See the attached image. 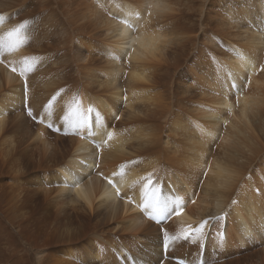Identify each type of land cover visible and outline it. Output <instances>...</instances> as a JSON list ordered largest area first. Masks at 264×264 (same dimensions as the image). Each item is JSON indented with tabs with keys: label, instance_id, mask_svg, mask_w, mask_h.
<instances>
[{
	"label": "bare ground",
	"instance_id": "bare-ground-1",
	"mask_svg": "<svg viewBox=\"0 0 264 264\" xmlns=\"http://www.w3.org/2000/svg\"><path fill=\"white\" fill-rule=\"evenodd\" d=\"M69 1L57 0V7L66 4L69 11ZM83 1L87 11L103 12L92 7L97 0ZM99 2L109 8L103 26L108 33L100 36L107 40L105 59L111 64L106 67L105 84L118 88L122 58L131 65L126 110L137 116L131 125L117 108L116 90L113 93L109 87L93 93L88 80L78 77L79 70L71 74V68L70 72L64 68L68 58L60 63L63 75L58 64L48 65L45 45L38 41L29 16L39 19L44 12L46 17L52 0H0V34L23 25L25 37V43L16 52L5 53V63H0V264H178L174 257L183 264H264V146L253 125L264 105V80L255 77L258 67L264 68L260 47L264 0H255L241 18L228 11V23L247 25L246 37L208 55L195 95L173 112L150 76L153 64L164 54L163 33L148 30L155 16L174 11L172 4L168 0ZM68 39L69 59L75 65L82 61L87 70L86 61L92 59L83 48L91 43L79 40V49L72 50L73 40ZM25 57L37 60L28 73L27 89L24 78L8 64L15 62L19 69ZM245 75L255 81L249 91L241 88ZM34 78H41L35 88ZM53 96L56 100L46 107ZM73 102L95 111L90 127L77 129L64 123L63 115ZM154 106L161 109L159 115ZM27 108L36 121L27 115ZM148 112L154 114V121L148 120ZM23 129L29 130L27 136H21ZM101 129L111 131L113 138L99 149L96 168L94 153L101 143ZM121 164L126 167L117 184L134 203L116 195L99 175L110 176ZM149 174L165 199L181 200L182 216L156 223L147 210H141V181ZM207 219L210 225L202 238L197 235L170 244L168 258H163L162 230L176 235ZM252 237H258L255 243Z\"/></svg>",
	"mask_w": 264,
	"mask_h": 264
},
{
	"label": "rangeland",
	"instance_id": "rangeland-1",
	"mask_svg": "<svg viewBox=\"0 0 264 264\" xmlns=\"http://www.w3.org/2000/svg\"><path fill=\"white\" fill-rule=\"evenodd\" d=\"M89 1L91 2L93 1L92 3L94 2L96 3V0H86L87 4L90 3ZM97 1L99 2V0ZM168 1L174 7V11L161 14V16L159 15L160 17L157 15L155 16L154 19L150 20L148 23L149 31L153 29H159L163 33L162 40L165 43V48L163 50L164 53L163 55H165V57L162 55L161 56L162 58L160 57V60H158V64H153L154 67L151 69L150 76L151 79L153 80L152 81L153 84L152 83L151 84L162 92L164 100L169 103V108L173 112L174 110L176 111L187 105L188 101L190 100V97L195 95L198 89L200 76L205 70V67L209 60L208 55L210 56V53L215 54L217 51L223 52L221 48L223 47L226 48L229 42L231 41L241 42L246 37L248 33L247 25L241 24V22L228 23V17H227L228 11H232L234 14H239L238 17L241 18V12L244 11L245 9H249V6L252 3H254L255 0H168ZM56 2L57 0H52L51 10L49 14L46 15V17L44 12L39 14L40 16L39 19L29 16L30 19L35 22L34 23L36 26L35 34L37 33L39 36L38 41L40 42L41 45L42 44L43 46L45 45L44 46L45 51L48 56L46 58L49 59L48 65L50 67H55V68L59 65V67H57V69L61 68V70H59L60 71L59 75H63L61 72L62 71L65 72V70H63L64 68L66 70L67 69L70 70L71 68V72H72L71 74H74L75 70H79L80 72L79 71L76 72L77 74H79L78 77L81 76L82 79L84 78L85 80L83 81L88 80L87 84L92 89L93 93L95 92V94L96 91L98 94L99 92L101 93L105 90H108L109 87L111 88L110 91L112 90V92L113 90L114 92L116 90L117 92L115 93L117 95H120L118 96L119 100L116 101L117 108L122 112H124V114H126L125 118L129 119V122L126 125H131V123L137 120L136 115H129L126 110V99L128 98V93L131 89L130 83L128 81L129 78L127 75V71L131 69V65L127 63L124 58H122L121 60L123 61H120V63L124 67L120 74V78H118V81L115 82V86H117L118 88L112 89L111 86H107L105 84L106 67H109L111 64L110 62L107 63L109 59L108 60L105 59L107 56L104 47L107 40H104V37L101 38L100 36L102 32L103 34L108 33L107 31L104 32L105 27H103L104 20L107 19V16H109V8L107 7V4L104 3L103 7L99 6L102 5L100 2L99 4L97 2L95 6L92 5V7L97 8L99 12H101L100 10L103 11L102 13L99 14L101 17H98L99 16L98 13H96L95 15V12L93 13V11L91 10L87 11V8L82 5L84 2L83 0L82 1L76 0V2L70 0L69 11L67 6H65L66 4H64V6H61L62 8L61 10V8L59 9L57 7ZM78 2H79V6H78ZM82 7L83 8L85 7L86 9H84L83 11ZM61 11L67 15L63 14ZM82 12L84 13L83 16H82ZM85 12H87V16H89V18L85 16L86 14ZM17 16L20 17V15ZM79 16L80 19L78 18ZM93 16L95 18H92ZM47 19L50 21V24L46 23ZM64 19L66 20L70 19V20L66 21ZM73 19L77 24V28L74 25L73 21H71ZM81 19H83L82 20L83 23L85 19L91 21V23L88 21L86 23L85 21L84 24L87 25L85 26L82 23ZM77 21L81 26H79ZM101 21H103V23H101ZM71 25L72 27H70ZM73 26L75 27L73 28ZM95 27H97L96 30ZM69 36L70 39L73 40L71 41L73 44L72 50L79 49L78 48L79 40L86 43V45L88 43H91L90 47L86 46L85 48H83V51L87 52L89 56L91 54L90 56L91 58L90 57L89 58L92 59V60L89 59L90 61H88L87 59L86 61L87 63H89L87 70L86 67H82V65L84 64L82 61L77 62V64L75 65L76 62L74 61L71 62V60L69 59V55L72 54V51H70V49H67L68 45H70V41L68 39ZM105 39H107V37ZM260 47H261V54H263L264 45H260ZM92 57L95 59L93 60ZM96 58H100V59H96ZM54 60L58 63L54 62ZM66 60L68 61V64H66L67 63ZM91 61L94 62L92 63ZM62 62L63 63L66 62V63L63 65ZM60 63L64 66V68ZM93 64L95 67L92 68L91 66H93ZM65 65H67L68 68L67 66L65 67ZM72 67L74 68L76 67V69H74L73 71ZM78 67L79 68L81 67V70ZM89 67L91 69H89ZM98 67L99 68L101 67L100 68L102 70L101 73H100L101 70H99ZM261 69L262 66L258 67L255 73L256 75L255 77L257 79L258 77H260L261 79L264 80V70ZM89 76H91V78ZM78 77H76V79ZM249 77H250L249 75H245L241 82V88L245 91L251 90L253 87V85H251V82H255V81H250L249 83ZM40 79L37 78L33 79L34 88L37 87L39 84H41ZM94 84H97L96 85L97 87H95ZM102 85L105 88L102 87L101 89L102 91H98L97 89L99 88L100 90V86ZM232 90L234 93H236L235 91L236 89L232 88ZM141 106L142 105L140 106L136 105V107L142 108ZM154 108L156 109L157 115H159L158 113L161 112V109L156 108L155 106ZM261 108H262L260 109L261 111L259 110L260 114L256 115L255 117L256 120H253L254 123L256 122L257 124L253 123V125H256L255 131L259 135L258 138L262 141L264 146V105ZM148 114H149L148 120L154 121V117H153L154 114L150 112H148ZM128 116H130L131 118H129ZM26 132L29 133V130L23 129V131L21 132V136H27ZM137 141L139 140H135L136 144H138ZM130 142H134V140L132 139ZM164 144L166 146V143ZM143 145L146 146L145 144ZM263 158L264 155L261 158V163H263ZM257 239L258 237H252L251 241L255 243ZM162 241H163V237H162ZM258 241L261 242L260 240ZM30 255L37 256L36 252L34 251H31Z\"/></svg>",
	"mask_w": 264,
	"mask_h": 264
},
{
	"label": "snow or ice",
	"instance_id": "snow-or-ice-1",
	"mask_svg": "<svg viewBox=\"0 0 264 264\" xmlns=\"http://www.w3.org/2000/svg\"><path fill=\"white\" fill-rule=\"evenodd\" d=\"M152 7V5H150ZM2 19V17H0ZM128 27L131 29L134 27L129 24L128 21H123ZM24 26L20 25L15 28L10 29L9 31L0 34V63H5L3 59L5 53H14L16 52L24 43L25 37L22 33V28ZM139 42V38H137L134 43ZM37 63L35 57H25L23 60L19 62V69L15 66V62L9 61L8 64L11 66V71L18 74L24 78L25 80V89H27V77L28 73L34 70V67ZM261 70H264L262 68ZM250 83V81H249ZM233 88H236L237 85L235 83L232 84ZM58 95V94H57ZM56 100V96H53L49 101L46 107H50L52 101ZM27 115L34 120L38 118L34 115L33 110L31 108H27ZM96 113L95 111L89 107L86 109H82L79 106L78 102H73L70 104L64 115L63 121L65 124L69 125L73 128H87L90 127L95 120ZM39 123H43V119L38 120ZM48 127L51 128L52 124H48ZM101 137V143L96 145L97 152L94 153L96 157L97 163L96 168H99V149L102 148L103 145L107 144L113 138V133L111 131L104 132L101 129L99 133ZM106 136V138H104ZM126 165L121 164L116 171H114L110 176H104L103 173H99L101 177L106 181L108 185H110L114 190L116 195L120 196L122 199H125L129 203H134V199L132 196L121 193V188L117 184V178L122 177L124 175V169ZM140 207L147 210L149 213L150 219L160 222L165 219H172V217H180L183 215L185 208L179 198L176 199H165L163 193L158 186V183L153 180L151 174L142 178L141 186H140ZM194 203V201H193ZM217 220L221 218H216ZM210 225V219L204 220L200 222L197 226L193 227L191 225L182 229L179 234L170 235L168 231L162 230L163 234V249L164 251H168L170 244H173L179 240H189L194 236H199L202 238L205 234V229Z\"/></svg>",
	"mask_w": 264,
	"mask_h": 264
}]
</instances>
